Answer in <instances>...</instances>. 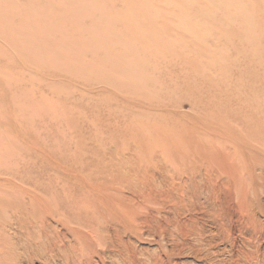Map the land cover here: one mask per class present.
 Instances as JSON below:
<instances>
[{"label":"rangeland","instance_id":"1","mask_svg":"<svg viewBox=\"0 0 264 264\" xmlns=\"http://www.w3.org/2000/svg\"><path fill=\"white\" fill-rule=\"evenodd\" d=\"M219 202L264 254V0H0V264H206Z\"/></svg>","mask_w":264,"mask_h":264},{"label":"bare ground","instance_id":"2","mask_svg":"<svg viewBox=\"0 0 264 264\" xmlns=\"http://www.w3.org/2000/svg\"><path fill=\"white\" fill-rule=\"evenodd\" d=\"M216 207L219 210V212L214 217L209 218L208 221L215 224L214 228L217 230L215 232V235L220 239L221 243L229 245L228 250L226 249L225 251H222L223 253L212 252L210 248H214L215 246L212 245L211 243L210 248L207 251H202L201 248H199V246L197 245L198 248L196 247L192 248L191 252L195 253L197 256L202 257L203 260L207 262L206 264H224L222 263V261L216 259L217 258L216 256H221L225 254L224 252L229 253V256L233 258V261L237 262L238 264H261L262 263L261 261H264L263 260L264 254L263 252H261L262 249L258 245H256V243L261 238L260 237V233H261L260 225L262 223L261 220L257 216L250 214L247 211L245 214H241V216L239 217L237 216V218L233 220L234 218L228 217L227 214L223 213L224 209H226L225 203L219 202L218 204H216ZM174 220L178 227V230H180L179 228L180 226L182 225L185 226L184 228H186L187 234L190 233L191 235H197V237L199 238L198 241L200 245L204 244V241L206 239L203 237L202 231L200 232L201 228L199 229V231H197L196 228L195 229L191 228L194 225L193 223H181V221L178 219H174ZM191 221L193 222V220ZM235 224L237 225V228L234 227ZM235 229L238 230L242 236H244V241L242 242L243 246H241L242 249L236 248L238 246L237 243L238 237L234 235ZM177 241H181V240H177ZM174 243L176 242L174 241ZM195 243H197V241Z\"/></svg>","mask_w":264,"mask_h":264}]
</instances>
